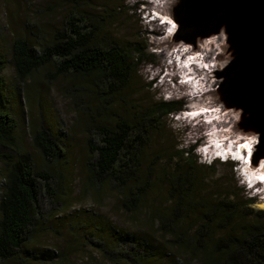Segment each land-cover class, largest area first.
Wrapping results in <instances>:
<instances>
[{
  "label": "trees",
  "instance_id": "16d2710c",
  "mask_svg": "<svg viewBox=\"0 0 264 264\" xmlns=\"http://www.w3.org/2000/svg\"><path fill=\"white\" fill-rule=\"evenodd\" d=\"M76 14L68 16L66 27L46 44H34L24 36L14 38L16 77L24 85L34 72L50 65L60 75L92 76L108 102L106 97L130 87L143 49L98 40L96 35L105 29L107 17L100 16L88 26L89 16L78 18ZM5 63L0 49V161L5 171L0 196V263L18 259L20 264H65L62 251L51 252L36 241L45 222L58 216L68 201V191L59 188L63 174L56 169L64 150L44 125L33 132V145L44 164L38 166L21 148L16 137L18 120L5 89ZM182 110V102L163 100L139 112L127 109L126 115H114L110 124L99 126L96 143L89 141L85 190L115 193L126 212L147 211L159 231L171 239L172 248L202 264H264V210L251 207L256 197L241 192L235 180L231 185L210 177L217 163L237 171L239 164L232 166L236 161L217 158L211 165L200 163L189 156L190 149L170 157H148L154 134L165 135L162 121ZM111 228L114 245L107 243L105 228L85 236L86 243L134 262L145 258L147 243L116 234ZM175 262L185 264L180 256Z\"/></svg>",
  "mask_w": 264,
  "mask_h": 264
},
{
  "label": "rangeland",
  "instance_id": "374dc122",
  "mask_svg": "<svg viewBox=\"0 0 264 264\" xmlns=\"http://www.w3.org/2000/svg\"><path fill=\"white\" fill-rule=\"evenodd\" d=\"M180 2L181 0H164V3L157 7L149 3V0H137L131 5L125 0H0V49L6 58L3 76L12 111L18 120L17 140L21 148L31 154L38 166L44 164L33 145V132L38 127L42 125L47 127L64 150V157L56 169L63 174L59 188L68 191V201L65 209L60 211L59 215L57 213L58 216L51 217L45 222V230L40 232L36 241L38 245L51 252L62 251L64 258L67 259L65 264H176V256H180L185 264H202L199 259L172 248L171 239L159 231L158 225L149 219L147 211L126 212L119 207V199L115 193L103 190L96 194L92 189L85 190L87 162L91 150L89 141L96 143V131L99 126L110 124L114 115H126L127 109L137 108L139 112L150 104L166 100L164 96L167 93L172 94L171 99L167 100L182 102L183 110L169 115L162 121V131L165 135L154 134L148 157L161 155L170 157L174 152L190 149L189 156L193 155L199 162L201 156L197 153V148L208 147L210 152L214 150V145L209 147L212 138L208 133L213 126L208 124L207 115L190 116L189 113L196 112L202 107L222 110L224 105L220 90L222 80L217 78L216 72L224 68L231 51L225 34L205 38L201 44L198 39L195 45L185 40V33L183 31L179 33L176 16ZM153 9H157L159 15H156ZM110 12L114 15L109 16ZM72 14H76L78 18L89 16L88 26L96 24L100 16L107 17L105 29L96 35L98 40L121 47L132 48L139 45L143 49L130 87L119 94L106 97L108 102L102 99L100 93L102 86L95 85L92 76L60 75L50 65L34 72L24 85L16 77L12 55L14 38L24 36L34 44H46L57 30L66 27V20ZM160 16L177 25L174 34L167 38L164 37L168 26L161 25ZM213 38L215 43L211 42ZM216 44H220L219 50ZM178 49L182 51L184 57H199L200 51L211 53L210 64L212 65L214 61L215 66L203 72L208 82L202 81V85H206L208 90L200 93L198 98H193L189 83H181L179 69L181 62L177 65L175 57L169 59V56ZM191 53L195 55H189ZM187 60L188 58L185 59ZM149 66L153 70H159L158 74L150 79L147 78L149 73L145 71ZM197 67L200 68V65H191L192 76H197L194 72ZM226 113L223 116L225 122L217 130L230 127L231 135L223 133L228 135L229 139H234L236 135L242 137L252 135V132L246 131L243 127L241 112L234 110ZM236 114H239L238 120L235 119ZM220 135L218 131L216 138L219 139ZM240 142L243 143L244 140ZM224 143L227 144L228 141ZM254 151V155L258 157L257 147ZM228 159L232 160L231 157ZM263 159L264 157L261 158ZM237 163L242 165V162L236 161L232 162V166ZM155 173L159 174L158 171ZM4 174V164L0 161V196L3 191ZM212 175H214L212 180L218 183L234 185L235 181L238 182V188L246 193L245 187L240 184L244 177L238 175V171L231 169L230 166L217 163L215 172L210 174V177ZM254 187H261V184L256 182ZM260 203L264 201H260L256 196L251 207L258 209L257 205ZM111 227L116 230V234L121 232L147 243L145 258L134 262L126 255L106 254L98 247L86 243L85 236L91 237L92 233H101L102 228H105L107 243L114 245ZM60 262L59 264H62ZM4 264H20V260Z\"/></svg>",
  "mask_w": 264,
  "mask_h": 264
},
{
  "label": "water",
  "instance_id": "95a60500",
  "mask_svg": "<svg viewBox=\"0 0 264 264\" xmlns=\"http://www.w3.org/2000/svg\"><path fill=\"white\" fill-rule=\"evenodd\" d=\"M180 3L176 16L179 33H185V40L194 44L198 39L225 34L231 54L224 68L216 72L222 80L224 105L220 111L241 112L245 130L259 138L253 151L257 147L259 156L255 159L261 160L264 157V0H181Z\"/></svg>",
  "mask_w": 264,
  "mask_h": 264
},
{
  "label": "clouds",
  "instance_id": "9594fccd",
  "mask_svg": "<svg viewBox=\"0 0 264 264\" xmlns=\"http://www.w3.org/2000/svg\"><path fill=\"white\" fill-rule=\"evenodd\" d=\"M125 2L131 5V4H135L137 0H125ZM149 3H151L153 6H161L164 3V0H149ZM141 10H143V6H141ZM145 16H147V13H145ZM151 18L154 19L155 17H151ZM168 23L171 26L167 27L166 36L164 38H167L168 36L174 34L177 28V25L171 22L170 20L168 21ZM221 35H223V32L221 33ZM211 42L215 43V38H213ZM221 43H223V40L221 41ZM204 46L206 47L207 45ZM216 47L219 50L220 44H216ZM184 50L187 51V49ZM153 51H157V50L153 49ZM193 59H194L193 57H189L187 61H185L183 64L181 63V67L179 68L182 76L181 83H185V82L189 83L190 85H192L194 91H207L208 89L204 88V86L200 84V80H202L203 77H200V79H194L195 76L193 77L188 75L191 72V68H189L190 65L188 64L191 63ZM180 62L181 61L177 57L176 64L178 63L177 65H179ZM196 63L202 66L203 68H208V69H211L212 67L215 66L214 64L212 65L203 64L201 60H197ZM221 67H223V65ZM145 71L149 73V76L147 78L150 79L154 77L156 74H158L159 70L158 69L153 70L151 66H149L147 69H145ZM171 97L172 94L167 93L165 94L164 99L166 100L171 99ZM156 98L159 99V96H157ZM200 111L208 112L209 110L207 108H201ZM219 111H220L219 108H215L212 110L213 113H219ZM189 115L195 116L197 115V113L192 112L189 113ZM213 118L223 119L222 116H212V117H208L207 119L210 122V120ZM235 119L237 120L239 119V114L235 115ZM218 131L221 133L219 139L216 138ZM223 133H229V135H231L230 127L223 128L220 130H217L215 127L212 128V130L208 133V136L212 138L209 147L214 145V150L210 152L208 147L197 148L196 151L201 156L199 162L211 165L213 160L217 159L218 157L219 159L221 158L222 161L230 160L228 158L231 157V159L234 161L240 163L242 162V165H238L239 169L237 171H238V175H242L244 177V179L240 180V184L245 187L246 195L249 197L258 196L260 201H264V160H261L259 166L254 170H251V163H250V157L252 155L253 146L259 144L258 136L252 135L249 137H242L240 135H236L234 139H229V136L223 135ZM242 139L244 140V142L240 143L239 141ZM224 141H228V143L225 144ZM242 150L247 151V156L243 154ZM256 182H259L261 184V187H254V184ZM257 207L259 210H264V203L258 204Z\"/></svg>",
  "mask_w": 264,
  "mask_h": 264
},
{
  "label": "bare ground",
  "instance_id": "6f19581e",
  "mask_svg": "<svg viewBox=\"0 0 264 264\" xmlns=\"http://www.w3.org/2000/svg\"><path fill=\"white\" fill-rule=\"evenodd\" d=\"M158 7V6H157ZM154 11H155V13H156V15H159V13H158V11H157V9H153ZM155 15V16H156ZM158 17V16H157ZM160 19L162 20V23H161V25H164V26H171L169 23H168V21L167 20H165V19H163L161 16H160ZM220 35V34H219ZM212 37H215V35H213V36H211V38ZM204 41H203V39H200V41H199V43L201 44V43H203ZM164 53V52H163ZM182 51H180V49H178V50H176V51H174L170 56H169V59H173L174 57H175V59H174V61H177V57L179 58V60L181 61V63L183 64L184 62H185V59H187V58H189V57H184V56H182ZM206 56H208V57H206ZM194 59L192 60V62L191 63H189L190 64V67L189 68H191V65L193 66L194 64H197L196 63V61L197 60H201L202 61V63L203 64H210V62H211V59H212V57H211V53L210 54H207V53H204V54H200V56L199 57H193ZM212 64H214V62H212ZM198 65V64H197ZM211 65V64H210ZM205 70H208V68H203L202 66H200V68H198L197 67V69H195L194 70V72H195V74L197 75L196 77H194V79H198L199 77H203V79L202 80H200V84H202V81H205V78H204V76H205V74L203 73ZM189 76H192V74H191V72L188 74ZM208 82V81H207ZM204 88H206V85H204ZM191 89H192V95H193V98H198V96L200 95V93H202L203 91H194L193 90V87H192V85H191ZM208 89V88H207ZM204 92H206V91H204ZM204 95V94H203ZM202 108H207L209 111L208 112H201L200 111V109L199 110H197L195 113H197V115H201L202 114V116H203V114H206L207 115V117L206 118H208V117H212V116H224L225 114H223L222 112L220 113H213L212 112V110L214 109V108H208V107H202ZM231 112V111H230ZM229 112V113H230ZM192 113V112H191ZM207 122H209V120L207 119ZM225 122V119L223 118V119H215V118H213V119H211L210 120V122L208 123L210 126H213V127H215L216 129H218L219 127H220V125H222L223 123ZM227 126V125H226ZM240 143H242V142H240ZM242 152H243V154L245 155V156H247V151L246 150H242ZM255 155H254V151H252V155H251V157H250V163H251V167H252V169L254 170V169H256V167L257 166H259V164H260V162H259V160L258 159H255ZM264 160V159H263Z\"/></svg>",
  "mask_w": 264,
  "mask_h": 264
}]
</instances>
